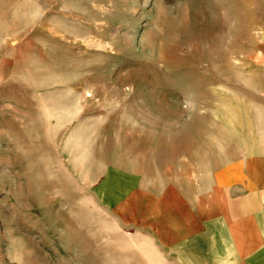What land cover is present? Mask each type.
Instances as JSON below:
<instances>
[{
	"label": "rangeland",
	"instance_id": "374dc122",
	"mask_svg": "<svg viewBox=\"0 0 264 264\" xmlns=\"http://www.w3.org/2000/svg\"><path fill=\"white\" fill-rule=\"evenodd\" d=\"M260 153L264 0H0V264H197L163 213Z\"/></svg>",
	"mask_w": 264,
	"mask_h": 264
},
{
	"label": "crops",
	"instance_id": "0c3cea01",
	"mask_svg": "<svg viewBox=\"0 0 264 264\" xmlns=\"http://www.w3.org/2000/svg\"><path fill=\"white\" fill-rule=\"evenodd\" d=\"M195 204L168 208L158 238L164 257L197 264H264V153L224 168ZM159 255L161 251L159 249Z\"/></svg>",
	"mask_w": 264,
	"mask_h": 264
}]
</instances>
